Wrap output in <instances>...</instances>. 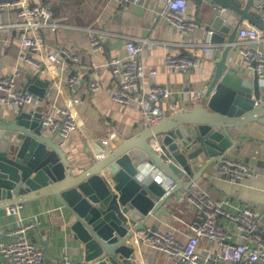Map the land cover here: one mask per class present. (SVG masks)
Masks as SVG:
<instances>
[{
	"label": "crops",
	"instance_id": "obj_1",
	"mask_svg": "<svg viewBox=\"0 0 264 264\" xmlns=\"http://www.w3.org/2000/svg\"><path fill=\"white\" fill-rule=\"evenodd\" d=\"M30 1L31 5L44 4L52 12V19L56 22L54 29L50 27L43 32L48 50L52 51L60 46L73 49L80 55V61L76 65L70 63L69 72L66 74L58 73L56 69L49 66L38 76L29 78L26 75L27 90L36 79L49 82L41 107L45 111L54 113L53 107L72 106L73 95L66 88L65 80L69 75H77L80 79L77 94L84 101L79 108L78 124L86 129L101 152L105 150L104 145L101 144L102 140L106 138L112 140L109 146L111 149L116 147L122 139L131 137L146 127L143 124L141 109L135 102L123 105L112 101L111 94L117 82L108 69L104 67L101 69L98 74L99 88L96 92L91 91L87 95L88 84L94 78V67L105 63L109 58L126 56L125 43L128 39H134L137 43L143 44L139 61L146 71L157 72L152 80L173 91L171 98L160 104L166 116L192 108L194 104L205 99L206 87L215 72V62L221 59L224 52L223 47L210 44L206 40L208 31L202 27L212 19L216 8L223 7L216 0H189L187 15L196 20L200 26L187 37L180 34L160 15L164 5L163 0H129L125 3L119 0ZM228 1L241 7L246 0ZM226 11L230 16L238 18L233 11L229 9ZM250 13L258 18L264 15V11L255 9H250ZM0 20L14 23L12 13L0 15ZM247 25L253 24L244 21L240 28ZM89 30H94L101 36L102 51L96 53L90 51ZM15 36L14 30L11 43L5 47L4 54L0 56V76L21 71L19 46ZM242 45L237 36L227 61L229 66L239 70V75H244L248 71L239 50ZM258 48L264 50V36ZM169 54L192 56L198 60L199 64L188 72L168 70L165 59ZM249 75L253 77V72ZM259 80L260 93L264 95V67ZM53 82L56 84L55 87L51 85ZM29 110H31L30 105H25L22 109L23 112ZM7 113L19 114L12 110ZM192 129V126L180 128L179 135L182 143L187 144L186 137L190 135ZM113 136L116 138H112ZM232 139L236 141V148L227 158L243 166L246 165L252 169L253 173L233 179L229 174L219 172L218 168L221 164H211L195 181L196 189L219 202L227 214H236L246 207L252 208L259 215L261 229L264 232V117L251 122L244 127V130L235 132ZM62 148L67 153L72 173H81L95 161L81 131H76L65 139ZM167 156L171 161L168 154ZM204 165L205 162L200 159L194 161L193 173L201 171ZM150 172H153V178L155 175H160L166 182L164 184L166 188L167 183L172 182L163 171L156 167H149ZM179 176L186 183L192 177L182 171ZM187 195L186 190L176 192L172 200L151 216L144 230L150 228L161 232H171L185 242L190 233L188 226L196 220L195 210L189 204ZM60 207L61 203L57 199L45 196L19 205L17 215H8V209L0 210V240H6L10 230L33 222L35 227L28 232V238L43 248L47 260L58 262L67 256L72 261H84L85 255L81 245L76 241L71 242L72 237L65 225H60L62 219H65L64 214L59 215ZM217 221L232 234V242H244L241 238L242 232L229 215L218 216ZM140 233L141 231L130 240L133 241L134 254L131 259L114 264H172L167 253L153 248L143 240ZM248 242L250 245H255L253 241ZM210 248L209 243L201 241L199 249L205 251ZM1 262H3L2 257H0Z\"/></svg>",
	"mask_w": 264,
	"mask_h": 264
},
{
	"label": "water",
	"instance_id": "obj_2",
	"mask_svg": "<svg viewBox=\"0 0 264 264\" xmlns=\"http://www.w3.org/2000/svg\"><path fill=\"white\" fill-rule=\"evenodd\" d=\"M216 1L238 18L219 7L202 25L208 31L206 40L224 51L215 62L205 99L122 139L116 147H105L102 158L81 173H72L67 153L42 128L41 108L0 116V210L52 196L61 203L59 215H65L60 225H65L71 242L81 245L86 264L131 259L130 240L144 230L151 216L176 192L189 191L209 165L223 164L236 148L232 135L264 117V95L257 72L248 68L239 75L237 68L227 64L244 21L264 30L261 18L250 13V9L264 11V0H246L241 7L228 0ZM48 86L49 82L36 79L28 91L43 101ZM184 126L193 127L187 144L179 135ZM159 147L172 162L165 161L157 151ZM198 159L205 165L193 173V162ZM149 167L163 171L175 187L168 190L158 183ZM181 171L192 176L189 182L180 178Z\"/></svg>",
	"mask_w": 264,
	"mask_h": 264
},
{
	"label": "built area",
	"instance_id": "obj_3",
	"mask_svg": "<svg viewBox=\"0 0 264 264\" xmlns=\"http://www.w3.org/2000/svg\"><path fill=\"white\" fill-rule=\"evenodd\" d=\"M119 1L125 3L129 0ZM30 2V0L0 1V15L12 13L14 20V23L0 20V56L4 54L5 47L11 43L12 31L15 30L21 65V71H13L7 73L6 76H0V116H7L9 110L20 114L25 105H30L33 111L39 108L43 110L39 98L27 90V73L32 77L38 76L52 66L58 73L66 74L69 72L70 63L76 65L80 61V55L73 49L60 46L52 51L48 50L43 32L50 27L54 29L56 22L52 19V12L44 4L31 5ZM163 3L160 15L180 34L185 37L190 36L200 26L196 20L187 15L189 0H163ZM225 10V7L220 8L221 12ZM261 20L264 23V15ZM88 36L90 51L92 53L102 51L101 36L94 30H89ZM263 36V29L254 25H247L238 30V37L243 43L239 49L240 54L247 68L256 71L259 76L264 67V50L258 48ZM142 46L143 44L137 43L134 39H128L125 43L126 56H115L95 66L94 78L88 84L87 95L91 91L96 92L99 88L98 74L104 67L117 82L111 94L112 101L123 105L135 102L141 109L144 126L153 127L166 116L160 104L169 100L173 91L152 80L156 71L145 70L139 61ZM207 54H209L208 51ZM198 64V60L192 56L169 54L165 59V66L168 70L188 72ZM253 64H256L254 68ZM65 84L73 95L72 106L53 107L54 113L43 110L41 112L42 128L54 136L60 146L72 133L81 131L85 137L86 146L95 161H99L105 150L101 152L94 140L89 137L86 129L78 124L79 108L84 103L77 94L80 79L77 75H69ZM51 85L55 87L56 84L53 82ZM111 141L106 138L101 141V144L108 147L111 146ZM157 151L166 162H172L163 148L159 147ZM218 169L220 173L229 174L233 179L253 173L252 169L246 165L243 166L229 158L219 165ZM154 179L160 184H166L160 175H155ZM173 187H175V182L167 183L168 190ZM186 198L195 210L196 220L192 225H187L190 233L185 242L179 240L171 232H161L150 228L141 231L140 235L143 240L153 248L167 253L172 264H264V232H262L259 215L255 210L246 207L236 214H227L219 202L208 197L206 193L198 191L195 182L191 184ZM18 213V206L7 210L8 215ZM224 215H229L236 222L242 232L241 238L244 242L231 241L232 234L228 233L217 221L218 216ZM34 227L33 222L24 224L17 229L10 230L6 240H0V257L3 258L0 264H86L84 261H72L67 256L58 262L47 260L43 248L28 238V232ZM201 241L211 244V248L201 252L199 249ZM248 241H253L255 245H250Z\"/></svg>",
	"mask_w": 264,
	"mask_h": 264
},
{
	"label": "rangeland",
	"instance_id": "obj_4",
	"mask_svg": "<svg viewBox=\"0 0 264 264\" xmlns=\"http://www.w3.org/2000/svg\"><path fill=\"white\" fill-rule=\"evenodd\" d=\"M211 245V244H210ZM200 251L202 252L203 251V249H200Z\"/></svg>",
	"mask_w": 264,
	"mask_h": 264
}]
</instances>
